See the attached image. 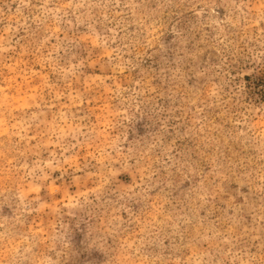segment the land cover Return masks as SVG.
<instances>
[{"label":"rangeland","instance_id":"obj_1","mask_svg":"<svg viewBox=\"0 0 264 264\" xmlns=\"http://www.w3.org/2000/svg\"><path fill=\"white\" fill-rule=\"evenodd\" d=\"M0 264H264V0H0Z\"/></svg>","mask_w":264,"mask_h":264}]
</instances>
